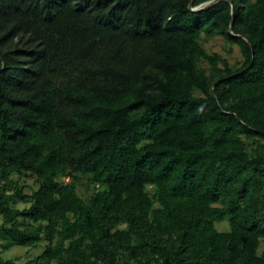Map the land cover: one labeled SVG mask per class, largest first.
Returning <instances> with one entry per match:
<instances>
[{"label":"trees","instance_id":"16d2710c","mask_svg":"<svg viewBox=\"0 0 264 264\" xmlns=\"http://www.w3.org/2000/svg\"><path fill=\"white\" fill-rule=\"evenodd\" d=\"M209 1L0 0L1 251L264 264V0Z\"/></svg>","mask_w":264,"mask_h":264},{"label":"rangeland","instance_id":"374dc122","mask_svg":"<svg viewBox=\"0 0 264 264\" xmlns=\"http://www.w3.org/2000/svg\"><path fill=\"white\" fill-rule=\"evenodd\" d=\"M223 42L220 39H215L204 45V48L207 52H215L219 53L222 56H225L228 58L229 63L231 65H236L238 61L241 60L240 53L236 47L233 48V52L230 56H227L224 52L223 48ZM15 180H18L20 185L26 186L25 194L29 195L31 194L32 190L37 189V185L35 184V180L32 176L27 175L24 177H14ZM62 181L64 183H68L70 181L69 178H63ZM81 185L78 187V192L81 197H86L88 195L87 192V180L86 178H82ZM91 189V188H90ZM28 205L22 204V203H16L13 208L18 210H23L25 208H28ZM0 220V225H1ZM215 228L219 232H224L228 230V223L227 222H220L216 223ZM46 245V242H42L40 246L37 249H26V248H13L11 250H8L6 252L1 251L0 249V257L4 261H14L19 264H29L32 262L36 257H38L43 247Z\"/></svg>","mask_w":264,"mask_h":264},{"label":"water","instance_id":"95a60500","mask_svg":"<svg viewBox=\"0 0 264 264\" xmlns=\"http://www.w3.org/2000/svg\"><path fill=\"white\" fill-rule=\"evenodd\" d=\"M228 1V0H226ZM217 2H219V0H212V1H209L207 3H204L203 5H200L199 7H196V8H191L192 11H203L207 8H209L210 6H212L213 4H216ZM231 9H232V14L234 12V7L231 5ZM245 41L246 39L243 38Z\"/></svg>","mask_w":264,"mask_h":264}]
</instances>
